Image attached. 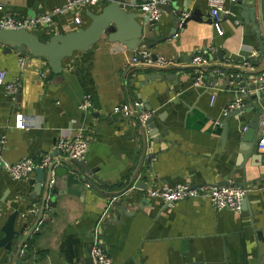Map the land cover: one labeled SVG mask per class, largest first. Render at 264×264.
<instances>
[{
	"label": "crops",
	"instance_id": "crops-1",
	"mask_svg": "<svg viewBox=\"0 0 264 264\" xmlns=\"http://www.w3.org/2000/svg\"><path fill=\"white\" fill-rule=\"evenodd\" d=\"M108 1L54 14L48 25L31 32L46 41L55 33L86 27L90 23L86 13H98ZM148 1L135 0L134 5L126 4L124 9L144 19L147 15L140 6ZM65 2L0 0V16L52 14L53 8ZM240 2L256 7L258 18L257 0L228 3L219 34L206 0H166L164 4H169L172 12L193 15L174 35L153 47L138 46L135 50L101 38L87 51H76L65 58L62 72L57 75L44 58L6 51L0 42V72L5 81L18 86L12 99L0 85V242L13 214L16 230L27 223L19 237L23 240L40 209V200L29 197L32 189L28 182L35 177L34 171L17 180L3 169V162L25 157L37 161L46 153L58 156L57 140L82 132L88 141L83 161L89 169H96L94 175L103 182L90 178L94 188L85 183V195L60 194L52 199L53 206L47 202L41 221L24 240L18 260L9 258L4 243H0V264H93L87 252L93 236H97L113 264H264V152L256 147L260 129L252 153L244 157L239 152V144H245L239 139L255 110L222 115L243 87L249 94L243 96L244 105L254 103L260 108V119L264 117V99L259 103L252 98L250 87L231 81L240 73L227 70L243 68L247 60L249 65L243 69L261 71L253 78L264 75V54L248 17L245 20L241 16ZM170 14L162 10L156 21L157 36L169 32ZM76 16L80 18L78 24L74 22ZM257 22L264 44V11L262 21ZM203 48L213 49L206 65L216 66V73L218 68L221 71L215 84L212 70L205 73L207 78L202 82L192 79L191 70L181 71L192 66V56ZM140 50L148 51L151 57L166 58L167 64L155 66L144 58L133 63L132 57ZM218 50L222 59L216 56ZM253 50L256 56L251 55ZM154 73L171 74L172 78L180 73V87L171 77L146 79ZM84 94L91 97L89 110L78 107ZM136 102H142V107H136ZM123 106L130 110L127 115L114 111ZM140 110L153 115V124L159 130L168 126V141L150 139L149 124L141 130ZM16 114L23 116L26 129L15 126ZM136 170L142 187L133 188L132 196L124 193L115 197ZM182 182L193 187L221 182L244 185L248 188L247 200L237 213L216 209L202 198L165 206L161 199L148 196L152 188ZM126 199L123 214L111 211Z\"/></svg>",
	"mask_w": 264,
	"mask_h": 264
},
{
	"label": "water",
	"instance_id": "water-1",
	"mask_svg": "<svg viewBox=\"0 0 264 264\" xmlns=\"http://www.w3.org/2000/svg\"><path fill=\"white\" fill-rule=\"evenodd\" d=\"M259 16L256 15V7H250L248 2L241 3V16L247 21H250L254 31L256 32V37L258 40V47L262 54H264V44L260 38V28L257 20L262 21L264 0H257ZM134 5L135 0H109L108 3L102 5L98 13L87 12V16L90 19V23L86 27H79L74 31L68 33H55L48 38V40L43 41L31 31L25 29L18 30H0V42L4 46L6 51L15 50L20 54L31 55L38 58H44L47 65L54 74H60L62 72L63 66L62 61L70 57L76 51H87L92 45L96 44L101 38L108 39L110 42H119L126 46L128 49L135 50L138 46H144L145 48H150L155 46L157 43L168 39L171 35L177 32L178 27H184L186 22L193 18L192 16H187L182 19L179 12H172V7L169 4H159L161 10L171 13V23L172 26L169 32L162 36H157V23L154 20H149L148 18L139 17L136 12L126 11L124 5ZM248 15V16H247ZM142 20L141 22L139 21ZM216 56L218 59H222V54L220 50L217 51ZM155 56L152 55V58ZM251 64V63H250ZM257 65V63H256ZM154 70H166L167 68H157L152 67ZM216 66L213 65H202L198 67L189 66L184 67L181 71L191 70L190 73L192 79L202 82L206 76V72L212 70L211 76L212 81L215 84L219 74L213 70ZM227 69V68H225ZM227 70L237 71L240 74H235L231 81H236L240 83V86H248L251 91H253L252 98H257L259 103L263 102L264 94L258 90H254V76L261 73V71H250L243 68H228ZM166 74L162 75L160 73L150 74L147 76L148 79L162 78L164 80L173 81V84L178 88L180 87L179 78L182 76L180 73L175 75ZM175 80V81H174ZM175 91V90H171ZM249 95V94H247ZM244 95L245 97L247 96ZM146 107V106H145ZM251 107V108H250ZM150 110L149 107H146ZM254 109L255 114L251 120L246 124L244 134L239 139V143L243 142L245 144H239V152L243 154L244 157L250 155L254 150L256 135L259 129V120L261 111L260 108L256 107L254 103L250 106H242L239 109L230 111L226 116H236L242 111H247V109ZM133 112V108H131ZM135 114V113H134ZM136 115V114H135ZM146 124L150 126V131L147 133L148 137L154 142L158 141V138H163L164 141H168L165 137L169 134L168 126H164L159 130L153 124V115H151ZM141 130L143 131V126L140 124ZM225 129V124L223 125V130ZM224 139L222 138V141ZM54 154V153H53ZM58 155H60L57 152ZM53 156H56L55 154ZM261 158V155H260ZM42 159L39 158V162ZM96 169H89L83 160L75 159H64L52 160L46 167H36L34 169L35 177L29 179V186L32 191L29 197L32 199L40 200V209L36 221L33 226L24 236L23 240L19 239L23 235L25 229L27 228V223L23 222L18 230L15 229L16 214H13L6 225L3 228L4 238L0 243H4V248L7 251V256L11 258L14 256L16 260L19 258V253L24 244L26 237L37 227L38 223L44 213V207L47 202L52 206L54 197H58L60 194H68L75 196H83L86 194L85 183L94 188V184L91 182L90 178L97 183H103L100 178H97L94 174ZM138 170L133 172V174L128 179L125 187L114 194L115 197L118 195H123L127 193V196H132L135 194L133 188H141L143 182L137 179ZM227 182H221L215 186L227 185ZM240 185V184H236ZM244 186V185H243ZM129 198V197H128ZM244 200H247L245 196L242 201V208L244 206ZM127 199L123 202H119L111 211L119 212L120 215L124 213L126 208ZM23 219H28V215L23 216ZM92 243H87V252H90ZM91 260L90 257L86 258Z\"/></svg>",
	"mask_w": 264,
	"mask_h": 264
},
{
	"label": "built area",
	"instance_id": "built-area-1",
	"mask_svg": "<svg viewBox=\"0 0 264 264\" xmlns=\"http://www.w3.org/2000/svg\"><path fill=\"white\" fill-rule=\"evenodd\" d=\"M101 0H66L61 6L53 8L52 14H40L35 16H0V30H18L25 29L27 31H33L40 26H46L51 22V18L54 14L64 13L74 8H83L87 6L97 5ZM208 5V12L214 28L219 34L220 22L222 17L228 13L226 5L228 3H237L240 0H206ZM166 0H150L140 6V10L143 11L149 20L158 21L162 14V10L159 4H164ZM187 13L182 14V19L187 17ZM75 23H80V18L76 16L74 18ZM213 52L212 48H203L199 53H196L191 58V65L194 67L206 65L208 63V55ZM252 56H256V51H251ZM140 58H144L147 63H151L155 66H165L167 64L166 58L162 56L151 57V53L146 50H140L138 54L132 57V62L137 63ZM20 64H23V58H20ZM249 65L247 60L243 61L241 65L243 68ZM217 73L221 71L218 69ZM255 88L264 94V75L258 79H254ZM0 85L4 87L6 94L12 99L18 91L16 83L7 82L4 79V73L0 72ZM247 89L240 88L237 91L236 96L231 100L226 108L222 111V115L226 116L230 111L239 109L244 106L243 96L247 93ZM136 107H142V102H136ZM82 110H89L91 107V97L89 94H84L82 100L78 106ZM115 112H123L124 115L129 113L127 106L115 107ZM151 116L149 111L140 110L138 119L142 126L147 127V119ZM21 114L15 115V126L21 129H26L28 126L26 121L22 118ZM148 128V127H147ZM260 134L256 141L257 149L264 152V117L259 120ZM3 136H0V140ZM55 151L60 155L53 156L51 153H46L42 156V159L38 162L30 157L22 158L15 162H3V169L14 179L20 180L28 177L36 167H46L52 160L75 159L84 160L88 152V141L82 132L76 133L72 137H61L55 144ZM248 193V188L236 184H227L224 186L215 185H202L199 187H193L186 183H176L174 185L163 184L160 187L152 188L148 191V196L151 198L161 199L165 206H172L175 202L188 198H202L207 199L212 206L216 209H229L231 211L240 213L242 211V201ZM1 212V207H0ZM90 256L93 260V264H113L112 258L106 252L97 240V236H93L92 246L90 249Z\"/></svg>",
	"mask_w": 264,
	"mask_h": 264
}]
</instances>
